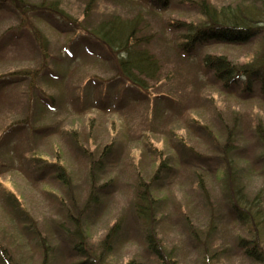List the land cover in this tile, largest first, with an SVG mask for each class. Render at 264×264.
<instances>
[{
	"label": "rangeland",
	"instance_id": "rangeland-1",
	"mask_svg": "<svg viewBox=\"0 0 264 264\" xmlns=\"http://www.w3.org/2000/svg\"><path fill=\"white\" fill-rule=\"evenodd\" d=\"M195 1L170 0L160 11L141 0L58 1L67 16L87 27L114 12L141 13L147 48L160 65L145 91L114 81L115 54L78 28L45 10L32 18L35 27L20 33L12 5L0 6V76L8 75L0 77V143L10 123L21 118L37 129L15 131L2 151L9 167L0 172V246L14 262L159 264L137 216L136 184L144 180L155 198L156 234L174 264H257L239 246L254 233L227 203L223 158L248 196L260 194L264 213V163L255 132L264 125V99L257 88L251 96L236 85L226 89L202 57L221 54L244 63L260 50L261 38L212 42L192 56L184 53L178 48L184 30L172 21H197ZM9 79L12 84L4 86ZM228 132L235 145L223 154ZM55 165L64 168L62 179L53 175ZM91 193L95 200L88 201ZM117 223V233L107 237ZM77 227L81 242L67 241Z\"/></svg>",
	"mask_w": 264,
	"mask_h": 264
},
{
	"label": "trees",
	"instance_id": "trees-1",
	"mask_svg": "<svg viewBox=\"0 0 264 264\" xmlns=\"http://www.w3.org/2000/svg\"><path fill=\"white\" fill-rule=\"evenodd\" d=\"M12 5V8L19 16L18 24L15 31L22 33L25 27H35L32 18L38 19L40 12L46 10L54 18L69 24L74 28L81 30V36L85 35L88 40L99 44H105L114 58L112 62L113 80H123L129 82L132 86L145 91L148 81H154L159 71V62L153 53L147 48L149 37L144 33L143 21L140 18L141 13L131 17H122L114 12L100 19L93 26H84L82 22H78L70 18L58 6L59 0H49L47 8L44 4L37 5L27 0H6ZM5 0H0V6H5ZM170 0H141L148 10L160 11L168 7ZM198 20L197 21H181L174 20L176 29H183L181 32L182 40L178 43V48L192 56L196 47L206 45L208 43H225V44H245L250 42L256 36L261 38V48L251 60L244 63H236L229 60L225 55L206 54L202 57V65L206 69L213 72L216 79L221 81L226 89H231L235 85L242 89V94L252 95V91L256 88L260 96L264 99V0H236L234 3L218 5L210 0H197ZM55 8V9H54ZM58 9V12H56ZM69 17V20L66 19ZM25 28V29H24ZM26 31V30H25ZM96 40V41H95ZM30 71V70H29ZM34 71V70H33ZM31 72V71H30ZM37 74V72H31ZM8 76V75H1ZM0 76V77H1ZM6 85H11L13 80L9 79ZM5 83V82H4ZM32 83V82H31ZM30 83V84H31ZM102 96L101 102L105 101ZM27 118H21L16 123L11 122L4 131L5 137H9L15 131L21 129H31L33 133L37 131L35 127L30 126ZM48 129V127H45ZM257 141L262 147L261 158L264 163V125L257 124L255 128ZM31 133V132H30ZM3 135V136H4ZM227 143L223 154L233 152L235 145L232 139V133L227 134ZM2 146V143H0ZM0 148V172L5 171L9 166L4 163L5 156ZM224 165L223 179L225 181V194L227 203L236 216L248 223L252 224L254 236L250 240L242 239L239 246H242L244 253L249 258L254 259L257 264H264V213L260 204V194L248 196L243 186L235 180L236 170L233 166L223 158ZM49 165L58 164L55 161L47 162ZM64 168L55 165V174L59 178L64 177ZM234 179V180H233ZM198 186L203 190L202 180L199 179ZM136 204L140 206L138 214L143 220L145 236L147 240V248L149 253L158 260L159 264H174L172 252L167 251L161 244L155 230V198L150 193L149 184L144 180H138L136 184ZM7 194L11 196L14 193L7 187ZM203 194L207 199V191L203 190ZM88 201L95 197L90 194ZM14 197V196H13ZM15 199V197H14ZM18 199V198H16ZM259 200V201H258ZM17 201V200H16ZM212 215V213H211ZM211 221V220H210ZM216 227L208 226L209 233L215 231ZM83 230V228H82ZM118 231V223L114 225L111 231L107 232V237L115 235ZM197 237V233H195ZM83 237L81 229L77 227L76 232L70 234L67 241L72 240L81 242ZM77 243L74 247H77ZM46 252H44L45 255ZM87 252H85L86 255ZM0 255L4 264H21L14 262L7 252L0 246ZM84 256V254H80ZM132 264V263H128Z\"/></svg>",
	"mask_w": 264,
	"mask_h": 264
}]
</instances>
